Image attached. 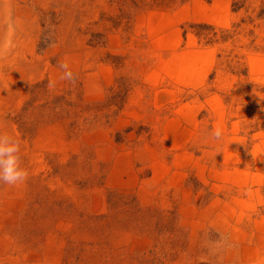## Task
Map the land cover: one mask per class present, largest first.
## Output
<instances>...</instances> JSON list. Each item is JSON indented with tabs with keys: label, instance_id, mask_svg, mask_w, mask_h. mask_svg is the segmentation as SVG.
<instances>
[{
	"label": "rangeland",
	"instance_id": "374dc122",
	"mask_svg": "<svg viewBox=\"0 0 264 264\" xmlns=\"http://www.w3.org/2000/svg\"><path fill=\"white\" fill-rule=\"evenodd\" d=\"M6 7L0 264H264V0Z\"/></svg>",
	"mask_w": 264,
	"mask_h": 264
},
{
	"label": "clouds",
	"instance_id": "9594fccd",
	"mask_svg": "<svg viewBox=\"0 0 264 264\" xmlns=\"http://www.w3.org/2000/svg\"><path fill=\"white\" fill-rule=\"evenodd\" d=\"M63 69L61 79L73 80L74 74L67 63H61ZM214 136L219 139L222 136L221 128L214 129ZM21 142L4 132H0V184L17 186L23 184L28 178V171L21 162Z\"/></svg>",
	"mask_w": 264,
	"mask_h": 264
},
{
	"label": "bare ground",
	"instance_id": "6f19581e",
	"mask_svg": "<svg viewBox=\"0 0 264 264\" xmlns=\"http://www.w3.org/2000/svg\"><path fill=\"white\" fill-rule=\"evenodd\" d=\"M7 9L6 10H4V13H1L0 12V28L1 29H7V23L9 22V18H10V16H11V14H12V10H11V7H6ZM228 8V7H227ZM8 11H11V12H8ZM77 12V11H76ZM20 15V14H19ZM16 18V17H15ZM16 21H17V23H18V25L20 26V27H22V28H20V30L18 31V36L19 35H21V33H24L25 32V30H26V27H25V25H24V23L23 22H21V21H18V19H16ZM25 27V28H24ZM31 27H33V25H31ZM3 53V52H2ZM11 56H12V53H11ZM11 56H8V58L9 57H11ZM183 60L185 61L184 63H183ZM251 62L252 63H259L260 61H258V60H251ZM181 64H183V65H185V66H179V67H177V68H173V67H171L170 68V70L171 71H173L174 73H175V71H177V73L178 72H180L181 73V77L182 76H187V75H189V74H191V73H195L196 71H195V69L193 68L194 67V63H190L189 62V60H186V59H184V58H182V63ZM2 75H1V73H0V85H3L4 87H5V84H4V82L2 81ZM2 120V119H1ZM6 122V121H5ZM1 242V246H3L4 245V243H5V241L4 240H0Z\"/></svg>",
	"mask_w": 264,
	"mask_h": 264
},
{
	"label": "trees",
	"instance_id": "16d2710c",
	"mask_svg": "<svg viewBox=\"0 0 264 264\" xmlns=\"http://www.w3.org/2000/svg\"><path fill=\"white\" fill-rule=\"evenodd\" d=\"M235 10H237V8Z\"/></svg>",
	"mask_w": 264,
	"mask_h": 264
}]
</instances>
